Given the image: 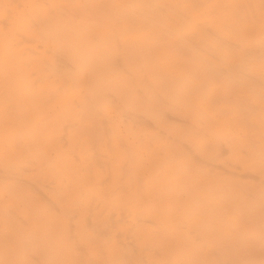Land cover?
Masks as SVG:
<instances>
[{"label": "bare ground", "instance_id": "bare-ground-1", "mask_svg": "<svg viewBox=\"0 0 264 264\" xmlns=\"http://www.w3.org/2000/svg\"><path fill=\"white\" fill-rule=\"evenodd\" d=\"M0 264H264V0H0Z\"/></svg>", "mask_w": 264, "mask_h": 264}]
</instances>
